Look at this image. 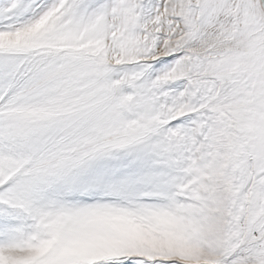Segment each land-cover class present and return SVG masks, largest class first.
Here are the masks:
<instances>
[{"label": "snow or ice", "instance_id": "1", "mask_svg": "<svg viewBox=\"0 0 264 264\" xmlns=\"http://www.w3.org/2000/svg\"><path fill=\"white\" fill-rule=\"evenodd\" d=\"M0 264H264V0H0Z\"/></svg>", "mask_w": 264, "mask_h": 264}]
</instances>
